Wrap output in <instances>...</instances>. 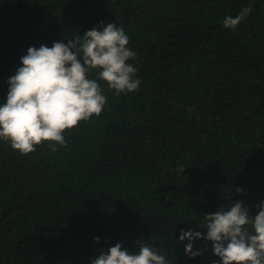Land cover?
<instances>
[{
	"label": "trees",
	"instance_id": "obj_1",
	"mask_svg": "<svg viewBox=\"0 0 264 264\" xmlns=\"http://www.w3.org/2000/svg\"><path fill=\"white\" fill-rule=\"evenodd\" d=\"M100 21L129 37L139 89L117 94L94 69L106 103L64 145L22 154L0 139V264H91L140 242L168 264H213L211 242L189 257L180 230L264 201V0H0V104L29 47Z\"/></svg>",
	"mask_w": 264,
	"mask_h": 264
},
{
	"label": "clouds",
	"instance_id": "obj_2",
	"mask_svg": "<svg viewBox=\"0 0 264 264\" xmlns=\"http://www.w3.org/2000/svg\"><path fill=\"white\" fill-rule=\"evenodd\" d=\"M251 6L235 16H226L225 28L235 30L249 15ZM102 30L93 27L73 40L54 41L51 47H29L20 58L21 65L8 79L6 101L0 104V139L10 142L14 150L29 154L45 141L64 145L63 132L99 116L106 97L96 79H90L92 70H99V79L107 82L117 94L139 89L141 81L134 79L137 69L127 61L136 53L127 47L129 37L123 27L113 22ZM52 150L56 151L54 145ZM184 171V168L180 169ZM235 192L244 193L236 187ZM255 216L242 200H236L217 211L208 213L206 234L189 229L180 230L179 240H188L185 254L195 257L201 249L193 250L197 239L210 241L219 260L213 264H264V201L256 205ZM99 237H94L99 242ZM91 264H168L163 255L142 242L139 251L131 254L120 243L101 251Z\"/></svg>",
	"mask_w": 264,
	"mask_h": 264
}]
</instances>
